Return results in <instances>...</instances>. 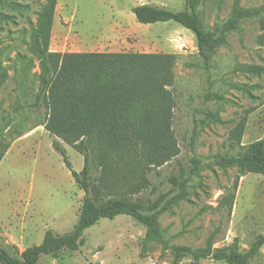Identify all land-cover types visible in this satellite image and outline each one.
Instances as JSON below:
<instances>
[{"label":"rangeland","instance_id":"rangeland-1","mask_svg":"<svg viewBox=\"0 0 264 264\" xmlns=\"http://www.w3.org/2000/svg\"><path fill=\"white\" fill-rule=\"evenodd\" d=\"M47 0H0V127L7 128L3 145L8 146L0 162V245L13 255L40 244L46 231L66 233L74 228L85 196L61 151L76 171L85 157L41 125L44 107H34L40 89V63L30 50V23ZM235 0H204L199 12L209 31L231 14ZM10 3L26 5L16 10ZM153 3L182 10L186 0H57L50 50L58 52L173 53L178 56L173 129L179 154L169 163L143 172L147 182L131 194L148 203L172 188L170 176L189 172L198 162L188 186V198L165 211L160 223L174 244L205 246L215 233L214 247H225L238 239L240 250H248L264 236V174H240L236 166L224 169L219 155H235L230 131L249 109L243 144L264 138V75L236 71L238 65L264 66V16L245 20L241 30L228 34L210 71L200 57L195 33L176 21L142 23L132 11L136 5ZM264 0H241L244 7H258ZM236 85L246 86L251 92ZM217 115L221 121L213 119ZM0 148V149H1ZM93 163L92 179L102 174ZM188 175V174H187ZM186 175V176H187ZM176 192V191H175ZM174 192V193H175ZM235 193L232 210L220 205L221 198ZM144 225L122 214L102 218L85 231L86 243L79 250L63 249L44 254L39 264H175L170 252L150 242L141 255ZM183 258L179 264H190ZM264 264V245L254 258ZM201 264H229L211 258Z\"/></svg>","mask_w":264,"mask_h":264},{"label":"trees","instance_id":"trees-1","mask_svg":"<svg viewBox=\"0 0 264 264\" xmlns=\"http://www.w3.org/2000/svg\"><path fill=\"white\" fill-rule=\"evenodd\" d=\"M203 1L186 0L182 10L143 3L134 6L132 11L142 23L176 21L192 30L204 67L210 71L218 50L227 43L228 34L241 30L245 20L263 17L264 3L244 7L241 0H235L230 16L209 31L199 12ZM56 4L57 0H47L37 12L36 23H30V50L38 58L41 69L40 89L33 106L46 110L41 125L84 155V167L76 171L61 143H53L63 154L85 196L71 231L61 234L48 229L40 244L24 248L17 255L0 245V264H39L44 254L55 255L63 249L79 250L86 243L88 228L102 218L114 219L122 214L131 216L146 228L143 257L147 256L148 244L157 242L163 253L173 255L175 264L185 257L191 258L190 264H201L202 259L208 258L229 264H254V258L264 245L263 235L246 251L240 250L238 239L228 246L214 247L215 233L208 237L205 246L198 248L174 244L166 236L160 216L188 198L189 181L199 171L197 161L189 172L179 176L172 174V188L154 200L144 203L130 196L147 182L141 177L144 171L152 166H163L179 154L173 129L175 99L169 89L175 83L178 56L173 53L51 51ZM10 5L16 10L27 9L19 3ZM259 41L264 45V34ZM235 70L264 75V66L257 64L238 65ZM236 87L251 92L246 86ZM253 110H247L230 131V148L238 150L237 153L218 157L224 169L238 168L240 174L234 189L238 188L244 174H264V138L248 144L242 142L248 116ZM212 116L221 121L214 113ZM11 122L0 127V148ZM7 148L6 145L0 149V162ZM95 161L103 169L96 180L92 179ZM235 196L234 192L224 195L220 205L232 210Z\"/></svg>","mask_w":264,"mask_h":264}]
</instances>
